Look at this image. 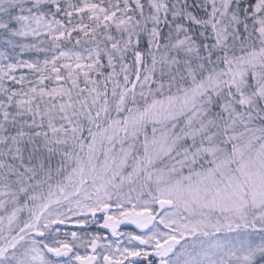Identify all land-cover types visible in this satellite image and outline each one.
I'll use <instances>...</instances> for the list:
<instances>
[{
  "label": "snow or ice",
  "instance_id": "obj_1",
  "mask_svg": "<svg viewBox=\"0 0 264 264\" xmlns=\"http://www.w3.org/2000/svg\"><path fill=\"white\" fill-rule=\"evenodd\" d=\"M0 264H264V0H0Z\"/></svg>",
  "mask_w": 264,
  "mask_h": 264
}]
</instances>
